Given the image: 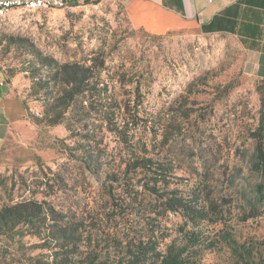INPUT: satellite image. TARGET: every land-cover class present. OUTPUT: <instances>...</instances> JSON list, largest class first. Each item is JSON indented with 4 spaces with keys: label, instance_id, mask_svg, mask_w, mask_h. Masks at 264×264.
Returning <instances> with one entry per match:
<instances>
[{
    "label": "rangeland",
    "instance_id": "rangeland-1",
    "mask_svg": "<svg viewBox=\"0 0 264 264\" xmlns=\"http://www.w3.org/2000/svg\"><path fill=\"white\" fill-rule=\"evenodd\" d=\"M31 46L59 63L103 61L102 81L125 104L132 145L107 130L98 111L87 113L94 119L83 124L80 103L60 123L48 124L42 87L47 74ZM0 66L26 124L0 150V206L36 199L66 214L102 210L111 203L110 185L119 186L112 175L120 172L112 170L124 167L130 150L141 154L147 148L173 167L161 180L166 191L186 199L201 192L212 202L205 208L213 222L199 228L216 247L202 252L200 264L231 263L220 231L246 243L256 264H264V177L252 168L250 136L259 117L261 79L235 38L192 27L150 34L131 27L120 0H85L66 8L9 10L0 18ZM159 118L170 119L165 138L154 135ZM87 160L98 172L86 167ZM137 178L145 180L139 173ZM158 224L162 247L180 227L192 229L179 211L167 212ZM38 243L25 233L0 235V264H29V257L47 252Z\"/></svg>",
    "mask_w": 264,
    "mask_h": 264
},
{
    "label": "trees",
    "instance_id": "trees-1",
    "mask_svg": "<svg viewBox=\"0 0 264 264\" xmlns=\"http://www.w3.org/2000/svg\"><path fill=\"white\" fill-rule=\"evenodd\" d=\"M29 51L46 70L42 87L47 97L44 119L48 124L60 123L65 113L80 103L77 108L84 111L81 112L83 124L94 119L87 113L98 111L102 114L99 120L107 130L118 134L125 145H132L128 140L131 122L125 104L116 94H110L102 81L103 61L97 62V57H93L91 62L87 59L59 63L33 46ZM48 84L52 85L51 90ZM53 87H57L55 93ZM256 90L261 103L257 124L250 130L254 140L251 165L264 177V77ZM169 121L159 118L153 127L154 135L161 133L165 138ZM127 155L124 167L112 170L120 172L118 176L112 175V181L119 182V186L110 185L111 203L106 208L92 209L85 214L74 211L66 214L46 200L4 204L0 206V235L25 233L37 237L39 246L47 252L29 257V264H200L202 252L216 247L214 240L199 228L202 222H213L205 208L206 203L209 206L212 202L201 192L186 199L177 190L166 191L161 180L173 167L169 161L148 154L147 148L141 150V154L130 150ZM86 163L89 170L98 172L94 161ZM129 172L139 173L145 180L141 183L137 178L134 182L135 175L129 177ZM118 187H122L121 192H116ZM135 209L140 210L134 212ZM170 211L181 212L192 229L180 227L179 234L162 247L165 235L158 234L161 227L158 220ZM103 221L114 225L104 227ZM218 233L230 251V264H256L254 253L246 243L238 242L229 232Z\"/></svg>",
    "mask_w": 264,
    "mask_h": 264
},
{
    "label": "crops",
    "instance_id": "crops-1",
    "mask_svg": "<svg viewBox=\"0 0 264 264\" xmlns=\"http://www.w3.org/2000/svg\"><path fill=\"white\" fill-rule=\"evenodd\" d=\"M135 30L163 34L192 27L202 34L235 38L247 54L254 76L264 77V0H120ZM0 66V150L26 126L22 109L8 93Z\"/></svg>",
    "mask_w": 264,
    "mask_h": 264
},
{
    "label": "built area",
    "instance_id": "built-area-1",
    "mask_svg": "<svg viewBox=\"0 0 264 264\" xmlns=\"http://www.w3.org/2000/svg\"><path fill=\"white\" fill-rule=\"evenodd\" d=\"M84 0H0V18L7 15L11 9L44 10L66 8ZM88 1V0H87ZM211 2L213 0H207Z\"/></svg>",
    "mask_w": 264,
    "mask_h": 264
}]
</instances>
